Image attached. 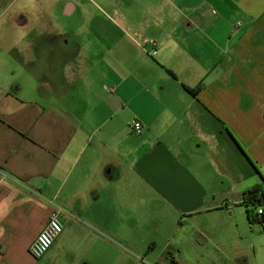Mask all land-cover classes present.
I'll use <instances>...</instances> for the list:
<instances>
[{"label":"crops","instance_id":"obj_1","mask_svg":"<svg viewBox=\"0 0 264 264\" xmlns=\"http://www.w3.org/2000/svg\"><path fill=\"white\" fill-rule=\"evenodd\" d=\"M86 4L125 46L85 48L78 31L48 32L45 2L0 0V264H264L261 227L214 189L234 180L242 196L264 178V0L49 11ZM54 213L63 232L35 260Z\"/></svg>","mask_w":264,"mask_h":264},{"label":"rangeland","instance_id":"obj_2","mask_svg":"<svg viewBox=\"0 0 264 264\" xmlns=\"http://www.w3.org/2000/svg\"><path fill=\"white\" fill-rule=\"evenodd\" d=\"M45 2L46 5V13L48 14V16H50L52 19L51 21L55 22L54 27L55 28H50V31L48 32H54V31H60L62 32V30L60 28H63L64 32H76L78 31L79 33L84 34V38H85V45L84 47L86 48H99V49H103V50H107V49H114V50H118L120 46H125L127 44V42L125 40H123L122 38H118L117 37V31H115L113 28L108 27L105 24H102L103 22H101L100 20L103 19V17L106 14H103V10L102 9H97L95 7H93L92 5H87L85 6V8L83 10H78L71 19H67V18H63L61 15L58 14L57 10L53 9L51 10V12L49 11L52 7L53 4L55 3L56 0H40ZM80 1V0H77ZM83 2V0H81ZM104 12L106 13V10H104ZM50 13V14H49ZM91 18H96L98 19V24L97 25H91V24H87V20L91 19ZM67 19V20H66ZM66 21V27H60V23ZM105 33V35H111V40L110 41H98V39H100L102 36V33ZM94 35V36H93ZM95 68H97L95 66ZM106 75V74H105ZM103 73H101L98 70H95L94 73H90L89 77H88V82H92V85H97L98 80L101 79L100 77L105 76ZM112 76L113 74H111V76L109 75L107 80H104L106 82L111 83L112 82ZM58 84V83H56ZM55 83H53V86L56 87L59 90V88L57 87ZM103 84V83H102ZM82 85V84H81ZM77 91V94L79 97L82 96V94L84 93L83 90H85L84 86H81ZM104 88V84L102 85ZM55 96L53 97L54 101H58L59 99H62L64 96V92H59L57 93V90L55 89ZM83 92V93H81ZM135 134V133H134ZM225 181V180H223ZM222 182V181H221ZM242 184H237L236 181L234 180H230L228 183L224 182V184L222 185L219 182H216L215 184V191L218 192V190L223 189L225 192H227L229 194L228 198H227V202L228 204L233 207V208H237V210L240 212V216H239V220L242 222L245 220V212L244 210L239 207V201L241 198V189H242ZM229 190V191H228ZM224 192V193H225ZM224 203V202H223ZM260 228L258 224L254 225V228ZM263 232V231H262ZM249 240V239H247ZM252 240V239H251ZM244 241V240H243ZM252 241L255 242H261L264 244V233L260 234L259 237L254 238ZM241 242V240H240ZM206 264H219V263H215V262H211V261H207Z\"/></svg>","mask_w":264,"mask_h":264},{"label":"built area","instance_id":"obj_3","mask_svg":"<svg viewBox=\"0 0 264 264\" xmlns=\"http://www.w3.org/2000/svg\"><path fill=\"white\" fill-rule=\"evenodd\" d=\"M142 46L148 50L150 56H155L158 49V44L151 38L144 39ZM143 126L140 122L134 121L131 125V130L136 135H140L143 131ZM259 215H264V207L257 210ZM64 226L59 220L56 213L52 214L45 224L44 228L36 235L31 242L28 252L35 259H41L50 249L53 242L62 234Z\"/></svg>","mask_w":264,"mask_h":264},{"label":"trees","instance_id":"obj_4","mask_svg":"<svg viewBox=\"0 0 264 264\" xmlns=\"http://www.w3.org/2000/svg\"><path fill=\"white\" fill-rule=\"evenodd\" d=\"M191 92L194 93L193 90ZM239 205L244 208L248 223L250 225L258 224L264 232V215L257 213L259 208L264 207V178L260 184L242 193Z\"/></svg>","mask_w":264,"mask_h":264}]
</instances>
